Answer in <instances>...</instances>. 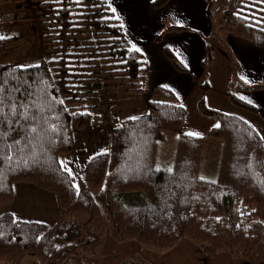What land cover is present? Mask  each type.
I'll list each match as a JSON object with an SVG mask.
<instances>
[{"label": "trees", "instance_id": "obj_1", "mask_svg": "<svg viewBox=\"0 0 264 264\" xmlns=\"http://www.w3.org/2000/svg\"><path fill=\"white\" fill-rule=\"evenodd\" d=\"M33 1L41 13L47 41L59 37L69 42L67 37L79 29L78 24L90 23L106 50L105 61L110 62L107 67L123 75L119 79L112 76L115 81L106 80L107 87L124 86L126 98H142L148 64L131 48L108 0H82V5L74 0ZM167 1L154 0L152 6L161 8ZM204 1L212 16L215 1ZM165 22L169 23L167 19ZM214 29L264 46V0H225L220 23ZM184 30L190 28L169 25L155 40L160 43L165 33ZM18 40H0V57ZM163 51L176 70L187 71L170 49ZM229 54L233 72L231 90L225 95L236 106L255 111L234 94V89L261 90L264 82L251 87L240 85L239 65L231 51ZM212 58L209 48L208 61ZM65 60L42 59L38 68L0 65V82L6 79L11 86L17 80L27 81L32 85L29 90L34 93L33 99L43 96L41 89L45 88L48 100L56 98L52 109H45V127L50 129L47 136L27 146L25 158L34 154L35 160L28 159L25 164L20 153L8 151L5 141L0 140V206L14 201L15 184L25 183L53 193L61 213L53 226L17 220L8 211L1 214L0 263L22 264L31 257L41 264H67L82 249L101 242L109 229L119 243L135 241L143 247L168 250L189 239L205 254L226 251L243 258L246 264H264V142L258 131L235 115L207 112L218 119L220 127H213L205 136L190 137L181 133L186 108L172 91L158 87L147 103L148 114L123 120L111 131L110 151L87 162L77 194L60 157L72 152L74 130L92 126L94 117L87 111L85 99L73 97ZM116 79L126 80L128 85ZM75 104L79 108H74ZM53 125L55 131L51 130ZM169 134L178 136L172 166H158L160 141ZM208 138L222 141L215 179L200 175ZM5 154L14 159L7 161ZM82 234L84 238L77 243Z\"/></svg>", "mask_w": 264, "mask_h": 264}, {"label": "crops", "instance_id": "obj_2", "mask_svg": "<svg viewBox=\"0 0 264 264\" xmlns=\"http://www.w3.org/2000/svg\"><path fill=\"white\" fill-rule=\"evenodd\" d=\"M20 2H22V0H0V6H2L0 7V23H5V21L9 20H20L31 16L29 9L27 10L17 6L20 4ZM153 2L154 0H108V3L111 5V10L115 9V12H112L120 21L128 43L132 49H139L138 52L143 55L148 64V70L144 83V93L140 99L126 98L124 86H106L104 88H102V86H96L94 87L96 89L90 88L86 94L82 95L81 98L85 99V101L90 100L92 103L103 104L101 108L104 111L106 119L104 125L103 123L99 122L98 124H93L92 126L81 130L86 133V140L90 139V141H87L88 145L90 146V150L87 153H85L83 149V142L80 141L79 144L75 139L76 135L74 131L73 150L76 146H78L79 149H81V151L84 153V173L87 162L93 156L110 151L111 131L114 128L113 116L116 126L125 119L133 118H125V116H123L124 114L114 111V108L133 104L134 102H143L146 103L147 106V103L152 100L154 91L158 87H163L172 91L178 101L185 108L186 103L193 101V106L197 111L200 101H205L206 97L212 93V87L208 83L209 81H207V84H202V81L205 79L206 72L212 68L215 61L212 44L209 42L211 35L214 34L215 25L212 19L213 16L208 14V4L204 0H168L167 3L161 8H154L152 6ZM7 6L12 7L8 8ZM166 19L172 25L187 26L190 28V30L169 31L162 36L160 43H158L155 40L156 36L161 34L169 27V25L165 22ZM216 24L218 25L219 23ZM8 31L11 33V35L8 37L19 38V40L14 44H18L22 40V34H17L18 32H15L12 28L8 29ZM220 36L223 38V43H225V52L228 53L229 59L231 61V77L229 79L226 76V81H228L226 83H230L233 72L232 59L230 57L229 51L232 52L234 59L239 65L238 77L240 85L251 87L263 83L264 46H257L251 41L235 37L230 34L220 33ZM164 48L170 49L187 71L180 72L176 70L172 63L165 56L163 51ZM209 48L212 51L213 57L211 62L208 61ZM44 54L42 59L46 60ZM204 84L207 85L208 91L199 92V88L203 87L202 85ZM98 85L101 84L98 83ZM225 91L228 90H223V94ZM234 94L240 100L253 106L255 111H250L243 108V115L242 113L236 111L237 109L232 107V110L229 111H232L233 114H227L239 115L238 117L242 118L252 127H254L261 137H264V89L254 91L234 89ZM203 107H205V105ZM94 108L95 106H93V109ZM206 108L209 110L208 112L212 113L221 111L218 109V107L213 108L207 104ZM122 112L123 110L121 113ZM142 113L143 114L141 116L148 114V106L147 110L145 108L142 110ZM246 114L249 115L247 116ZM205 117V115L199 113L198 118L203 120ZM213 123V125H215V121H213ZM98 134L103 137H107L106 148H103L104 146H102L101 141L92 139L93 135ZM208 140L209 139L206 140L205 144L208 142ZM217 174L218 169L214 170L213 178L209 176L205 177L202 176V168L200 170V175L207 179H215ZM14 192L16 196L15 200L9 204L10 207L7 211L11 212L17 220L41 222L47 224L48 226H53L60 220L61 213L56 201V197L53 193L49 194V191L40 189L38 187H33L31 184L20 185L19 183L14 185ZM18 194H20L26 202L32 204L37 202L40 205L42 202H46L45 197L54 200L58 209L57 216L53 219H29L25 216L23 217L22 214L14 211V208H17L15 207V204L17 202L16 200ZM182 242H187L188 245L190 244V241L187 239H183L180 243ZM131 243L135 242H117L111 237L108 229L106 236L101 242L91 247L82 249L79 255L73 259L74 261L71 262V260L67 264H104L109 262L115 264H124L126 260L128 261V259L129 261L126 263H129L132 259H136L139 262L134 261L133 264H145L148 259L143 257L144 255L140 250L134 253L126 251L124 254H117V250L127 248V245ZM101 246H104L103 250H100ZM106 246L112 248L113 252H107ZM114 254H117L118 256ZM214 256L216 258H221L222 261L231 264H246L243 261H240V259L234 258V255L226 252H220ZM28 260L33 259L28 257L23 261L22 264ZM29 262L30 263L28 264H40L38 261Z\"/></svg>", "mask_w": 264, "mask_h": 264}, {"label": "rangeland", "instance_id": "obj_3", "mask_svg": "<svg viewBox=\"0 0 264 264\" xmlns=\"http://www.w3.org/2000/svg\"><path fill=\"white\" fill-rule=\"evenodd\" d=\"M214 1L215 4L211 12L213 16V22L215 25H217L216 23H220L221 20V12L224 8V0ZM17 6L23 9H29V11L31 12V16L20 20H9L5 21V23H0V36H10L11 33L10 31H8V29L12 28L15 32H18L17 34H22L23 37L18 44L13 43L8 47L7 51L0 57V65H9L11 67L18 66L22 68L36 66L41 62L44 53L46 60L49 62L59 61L60 59L65 58L67 67H69V71L71 73L70 77L68 78L70 79V91H72L74 95L73 97L76 99H80L83 94H86L90 90V88H94L96 86H102V88L106 87L108 79H113L112 76L114 77V79L118 78L119 76L120 78L123 76L122 74L119 75L117 72H113L111 68L107 67V64H109L110 62L105 61L106 55L104 54V52L106 50L103 48V44L99 42L100 38L95 36V32L93 31L90 23L78 24L79 29L73 32L72 36L67 37V41L69 42H65L66 39L59 37L51 38L47 41L44 38L45 30L43 19L41 18V13L37 10L38 8L35 2L33 0H22V2H20V4H18ZM7 7L10 8L12 6ZM167 24L172 25L170 24V22ZM49 33H56L57 36L59 35V32L55 31H51ZM55 39L57 42H54ZM209 42L212 44L215 61L212 68H210L208 72H206L205 79L202 81V84H207V81H209L208 83L212 87V93L208 97H206V103L204 100L200 101L199 107H197V111L193 106V101L185 104L187 109L181 133L187 134L189 132H192L198 133L199 136H205L207 135L209 130H211L213 127H215V125L218 124V119L207 113L209 110L206 108V104L212 106L213 108L218 107V109L221 110L220 113L225 114H233L232 111H229L232 110V107L237 109L236 111L242 114L244 111L243 108L236 106L229 99H227V96L225 95L226 91L223 94V90H231L230 85L226 83L228 82L226 81V76L229 79L231 77V61L229 59L228 53L225 52V43H223V38L222 36H220V33L217 30H215L214 34L211 35ZM55 79L58 80L57 78ZM114 79L113 81H115ZM118 79H116V81L126 83V85H128L126 80ZM98 83H100L101 85H98ZM205 84L202 85L203 87L199 88V92L208 91L207 89H205ZM66 99L67 96L63 94V100L66 101ZM202 105H205V107H203ZM86 106H88L87 111L93 114L94 124H98L99 122H101L104 125L106 119L104 111L101 108L103 104L92 103L90 100H88ZM93 106H95L94 109ZM73 107L79 108V104H75L73 105ZM144 108L147 110L146 103L134 102L133 104L114 108V111H118L120 114H124L123 116H125V118L138 117L143 114L142 110ZM122 110L123 112L121 113ZM199 113L205 115L206 117L203 120L201 118H198ZM246 115L248 116L249 114ZM235 116L238 117L239 115L235 114ZM213 121H215V125H213ZM113 126L114 128L116 127L114 123V116ZM84 129L86 128L76 129L74 131L76 135L75 139L79 144L80 141L83 142V149L85 153H87L90 150V146L88 145L87 141H90V139L86 140V133L81 131ZM177 137L178 136L176 134H169L166 140L160 141L157 157L158 166H163L164 164H166L167 166H172L171 164L173 163V159L175 156ZM92 139L101 141L102 146H104L103 148H106V136L103 137L100 134L93 135ZM208 139L209 140L205 144L202 157V176H209L213 178V172L214 170L218 169L221 159L222 141L210 138ZM72 151L73 152L62 155L60 157V162L63 161L71 170L72 182L75 186H79L80 179L85 176L84 153L81 151V149H79L78 146H76ZM19 184L30 185L25 183ZM32 186L36 187L35 185ZM48 193L51 194V192ZM45 200L46 202H42L40 205L37 202L32 204L26 202L23 197L18 194L16 200L17 202L15 204V207L17 208H14V211L22 214L23 217L25 216L29 219H53L58 214V209L55 201L47 197H45ZM9 207V204L0 206V215L5 213ZM83 238L84 234H82L76 242H81ZM187 240L190 241L189 245L187 244V242H182L179 243L175 248L168 250L143 247L139 243L134 241L135 243L128 244L127 248L117 250V254H124L126 251L134 253L140 250L144 255L143 257L148 259L145 264H231L222 261L221 258H216L214 255L205 254L201 250L199 244L192 240ZM103 248L104 246H101L100 250H103ZM106 248L107 252H113L112 248L108 246H106ZM117 254L114 255L118 256ZM234 258L238 257L234 256ZM31 259L33 260H28L27 262H24V264L30 263L29 261H38V263L41 264V262L36 258ZM238 259L246 263L243 258ZM73 261L74 260L72 259L71 262ZM128 261L126 260L124 264H133V262L137 260L132 259L129 263H126ZM104 264L115 263L109 262Z\"/></svg>", "mask_w": 264, "mask_h": 264}, {"label": "snow or ice", "instance_id": "obj_4", "mask_svg": "<svg viewBox=\"0 0 264 264\" xmlns=\"http://www.w3.org/2000/svg\"><path fill=\"white\" fill-rule=\"evenodd\" d=\"M61 2V0H57ZM77 5H82V0H74ZM111 8V5H108ZM115 12V9H112ZM6 37L0 36V40H4ZM139 51V49H134ZM35 67H39L36 65ZM32 88L31 84L27 81L17 80L15 84L9 86V82L5 79L0 82V140L5 141L4 148L8 151L20 153V160H23L27 164L28 159L35 160V155H28L25 158L27 152V146L33 144L37 139L43 140L49 132V128L45 127L48 124V116L45 115V109L51 110L56 98L53 97L52 100L47 99V90L41 89L43 96L37 95L36 99H33L34 93L29 89ZM63 104V101H59ZM133 120L136 118L133 117ZM215 127H220V125H215ZM52 131L56 130V126L51 127ZM14 134L10 136L9 134ZM188 136H199L198 133H187ZM15 136H19L16 139ZM12 139L13 143L8 144L7 140ZM264 139V137H262ZM23 146H21V142ZM51 143V138L48 140ZM7 161L11 162L14 157L12 155H7L3 157ZM17 161V163L20 162ZM61 167L72 176L71 170L67 165L61 161ZM156 171H160L159 168ZM169 172L172 171L171 168L168 169ZM74 178V177H73ZM214 183V181H212ZM77 188V194H79V186ZM2 238V237H0Z\"/></svg>", "mask_w": 264, "mask_h": 264}]
</instances>
